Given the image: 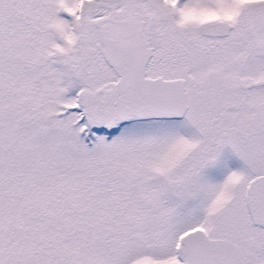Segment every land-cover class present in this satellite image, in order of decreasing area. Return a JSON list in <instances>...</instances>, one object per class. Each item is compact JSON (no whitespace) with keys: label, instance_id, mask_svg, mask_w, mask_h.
Returning <instances> with one entry per match:
<instances>
[{"label":"snow or ice","instance_id":"1","mask_svg":"<svg viewBox=\"0 0 264 264\" xmlns=\"http://www.w3.org/2000/svg\"><path fill=\"white\" fill-rule=\"evenodd\" d=\"M0 264H264V0H0Z\"/></svg>","mask_w":264,"mask_h":264}]
</instances>
